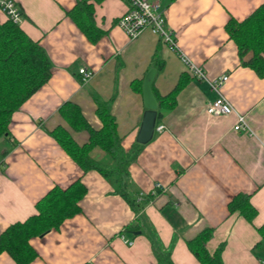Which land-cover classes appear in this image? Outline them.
<instances>
[{
  "label": "crops",
  "instance_id": "crops-1",
  "mask_svg": "<svg viewBox=\"0 0 264 264\" xmlns=\"http://www.w3.org/2000/svg\"><path fill=\"white\" fill-rule=\"evenodd\" d=\"M22 13L18 23L40 43L51 62L48 81L31 95L10 122L12 143L0 153V231L34 213V203L53 185L66 187L80 176L77 164L50 135L57 125L82 144L88 131L74 130L58 109L76 103L91 127L101 122L93 95L111 100L117 132L128 149L145 110L142 81L158 52L162 69L152 87L161 95L187 78L172 108L163 110L152 138L143 144L127 168L128 190L149 199L136 214L97 170L81 175L86 193L80 212L56 230L34 237L38 256L29 264H155L151 240L170 252L174 264H199L186 241L205 227L212 229L206 246L222 243V264H264V244L258 227L264 223V78L242 63L224 25L241 20L264 0H154L163 8L167 26L179 48L209 78L227 74L221 93L244 114L249 130L234 128L235 114L212 115L206 105L216 93L205 80L193 78L179 56L146 29L130 39L117 24L125 0H89L95 41L67 16L78 0H14ZM6 15L0 10V23ZM92 72L82 80L79 69ZM141 79V90L132 82ZM157 124V123H156ZM95 159L104 152L95 147ZM248 195L256 209L249 222L230 213L229 201ZM138 229H129L135 224ZM125 240L131 241V243ZM0 264H16L5 252Z\"/></svg>",
  "mask_w": 264,
  "mask_h": 264
},
{
  "label": "trees",
  "instance_id": "trees-1",
  "mask_svg": "<svg viewBox=\"0 0 264 264\" xmlns=\"http://www.w3.org/2000/svg\"><path fill=\"white\" fill-rule=\"evenodd\" d=\"M100 1V0H97ZM67 16L86 35L90 41L98 39L99 31L93 20V4L89 0H78L66 12ZM229 38L238 50L240 59L248 52L251 56L242 63L249 66L261 78H264V1L249 15L241 20L229 17L224 25ZM163 62L158 52L152 56L151 67L159 72ZM51 62L40 43L32 40L18 23L10 19L0 23V139L9 138L10 122L14 111L50 78ZM187 78H182L171 92L161 95L152 87V93L157 102L158 124L161 112L172 108L177 92L184 86ZM133 88L141 90V79L132 82ZM96 103L95 113L101 122V127L95 129L84 118L80 107L72 102H63L58 111L68 125L74 130L88 131V140L78 144L71 133L63 126L57 125L50 135L77 164L80 176L66 187L53 185L34 203V213L23 220L14 221L0 231V254L7 253L16 264H29L38 252L30 240L39 237L50 230L58 229L62 223L80 212L79 200L86 193V187L81 182V175L88 170H97L113 186L114 192L120 194L128 202L134 213L135 220L142 204L148 201V196L135 198L128 190L127 168L135 158L143 144L134 140L128 149L122 145L123 137L117 132V125L111 113V100H103L93 95ZM98 147L104 152L103 159L91 156L93 148ZM230 213H240L249 222L256 215V209L249 202L248 195L237 194L228 203ZM141 224H135L129 229H138ZM260 240L264 244V223L258 227ZM212 236V229L205 227L193 238L186 241L188 249L196 257L199 264H222V243L212 252L206 246ZM155 264H174L170 252L162 249L155 240H151Z\"/></svg>",
  "mask_w": 264,
  "mask_h": 264
},
{
  "label": "built area",
  "instance_id": "built-area-1",
  "mask_svg": "<svg viewBox=\"0 0 264 264\" xmlns=\"http://www.w3.org/2000/svg\"><path fill=\"white\" fill-rule=\"evenodd\" d=\"M126 10L122 13L117 24L127 34L130 39L137 37L144 30L148 29L153 34L158 36L160 41L169 49L174 51L183 62L186 71L193 77L199 80H205L210 89L216 93V96L207 103L206 110L212 115L235 114L234 128L236 130H249L245 121V116L237 112L231 103L221 93V87L228 78V75L223 73L213 78L206 75L205 70L194 64L189 57L179 48L173 31L167 26L163 8L158 1L154 0H125ZM0 10L6 15L7 19L15 23H19L22 19V13L14 0H0ZM79 74L82 80H87L92 72L84 68L79 69ZM165 128L164 124H156L155 130L162 131ZM144 195L140 193L138 199ZM131 243L129 240H125Z\"/></svg>",
  "mask_w": 264,
  "mask_h": 264
},
{
  "label": "water",
  "instance_id": "water-1",
  "mask_svg": "<svg viewBox=\"0 0 264 264\" xmlns=\"http://www.w3.org/2000/svg\"><path fill=\"white\" fill-rule=\"evenodd\" d=\"M155 75V69L150 68L142 81V95L144 99L145 110L143 111L141 121L135 136L136 142L145 144L154 133L157 119V102L151 90V82Z\"/></svg>",
  "mask_w": 264,
  "mask_h": 264
},
{
  "label": "rangeland",
  "instance_id": "rangeland-1",
  "mask_svg": "<svg viewBox=\"0 0 264 264\" xmlns=\"http://www.w3.org/2000/svg\"><path fill=\"white\" fill-rule=\"evenodd\" d=\"M12 143L10 142H8V139H6V138H2V139H0V153H1V149H2V147H6L7 149H9V147H10V145H11Z\"/></svg>",
  "mask_w": 264,
  "mask_h": 264
}]
</instances>
